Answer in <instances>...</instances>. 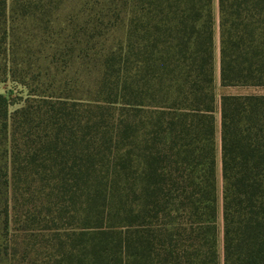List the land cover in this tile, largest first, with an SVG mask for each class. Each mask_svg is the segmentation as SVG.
<instances>
[{
  "label": "trees",
  "instance_id": "obj_1",
  "mask_svg": "<svg viewBox=\"0 0 264 264\" xmlns=\"http://www.w3.org/2000/svg\"><path fill=\"white\" fill-rule=\"evenodd\" d=\"M213 4L0 0V264H264V94L217 98ZM218 8L221 87L264 88V0Z\"/></svg>",
  "mask_w": 264,
  "mask_h": 264
},
{
  "label": "rangeland",
  "instance_id": "obj_2",
  "mask_svg": "<svg viewBox=\"0 0 264 264\" xmlns=\"http://www.w3.org/2000/svg\"><path fill=\"white\" fill-rule=\"evenodd\" d=\"M214 16H215V55H216V94L219 99L223 94H264V88H222L220 85V29H219V8L218 0H214L213 4ZM20 91V90H19ZM15 94L17 92L16 88L11 84L0 83V93ZM25 95V93H24ZM14 109V108H13ZM217 120V188H218V226L220 229L219 235V249L222 254L223 251V240H222V173H221V141H220V113L216 112ZM1 264H8L7 262Z\"/></svg>",
  "mask_w": 264,
  "mask_h": 264
}]
</instances>
